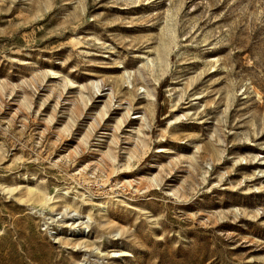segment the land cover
<instances>
[{
    "label": "rangeland",
    "instance_id": "obj_1",
    "mask_svg": "<svg viewBox=\"0 0 264 264\" xmlns=\"http://www.w3.org/2000/svg\"><path fill=\"white\" fill-rule=\"evenodd\" d=\"M0 264H264V0H0Z\"/></svg>",
    "mask_w": 264,
    "mask_h": 264
}]
</instances>
